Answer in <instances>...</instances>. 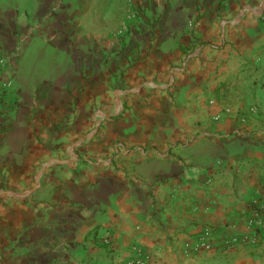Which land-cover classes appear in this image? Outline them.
Returning a JSON list of instances; mask_svg holds the SVG:
<instances>
[{"label": "crops", "instance_id": "0c3cea01", "mask_svg": "<svg viewBox=\"0 0 264 264\" xmlns=\"http://www.w3.org/2000/svg\"><path fill=\"white\" fill-rule=\"evenodd\" d=\"M0 60V264H264L225 243L264 196V0H0Z\"/></svg>", "mask_w": 264, "mask_h": 264}, {"label": "built area", "instance_id": "2783aa9c", "mask_svg": "<svg viewBox=\"0 0 264 264\" xmlns=\"http://www.w3.org/2000/svg\"><path fill=\"white\" fill-rule=\"evenodd\" d=\"M3 60H0L2 65ZM14 86V80H7L4 88ZM246 232L240 235H233L226 240L227 245H246L254 246L264 240V196L251 206L249 215L245 221ZM104 245L109 244L107 239L103 240ZM183 250L185 252H198L200 250H209L212 247V231L205 227L190 240L183 242ZM129 257L124 264H145L149 259V254L136 245L130 249Z\"/></svg>", "mask_w": 264, "mask_h": 264}, {"label": "rangeland", "instance_id": "374dc122", "mask_svg": "<svg viewBox=\"0 0 264 264\" xmlns=\"http://www.w3.org/2000/svg\"><path fill=\"white\" fill-rule=\"evenodd\" d=\"M135 11H136V10H135ZM138 11H139V13H141L142 15L144 14V13H143V10H140V9H139ZM131 12H132V11H131L130 9H128V10H127V14H126L125 16H126V17H127V16L130 17V16L132 15ZM47 65H48V64H44L43 67H45V66L47 67ZM41 67H42V66H41ZM1 99H2V98H0V101H1Z\"/></svg>", "mask_w": 264, "mask_h": 264}]
</instances>
